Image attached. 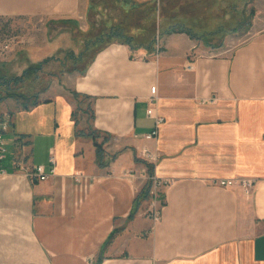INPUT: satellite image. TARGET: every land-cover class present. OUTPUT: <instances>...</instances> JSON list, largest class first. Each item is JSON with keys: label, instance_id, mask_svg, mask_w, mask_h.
Wrapping results in <instances>:
<instances>
[{"label": "crops", "instance_id": "1", "mask_svg": "<svg viewBox=\"0 0 264 264\" xmlns=\"http://www.w3.org/2000/svg\"><path fill=\"white\" fill-rule=\"evenodd\" d=\"M241 1L0 0L41 22L0 55V88L23 94L0 100V264H264V0ZM51 150L44 180L12 169ZM149 174L168 179L157 220ZM238 177L250 193L211 182Z\"/></svg>", "mask_w": 264, "mask_h": 264}, {"label": "built area", "instance_id": "2", "mask_svg": "<svg viewBox=\"0 0 264 264\" xmlns=\"http://www.w3.org/2000/svg\"><path fill=\"white\" fill-rule=\"evenodd\" d=\"M11 47V40H7L3 43L2 48L8 49ZM187 68H191V65L188 64ZM157 99V86L155 84L150 87V95L148 97L149 105L146 109L147 115L154 119V127L152 130L142 133V137L146 140L153 139L158 132V125L162 121V116L156 112L155 102ZM9 124V114L5 113L0 119V161L3 159L6 153V143L4 138V132L7 129ZM139 154L146 160L154 161L158 154L150 149L147 146H142L139 150ZM49 166L46 168L44 164H27L22 152H18L14 155L12 160V169L21 173L22 175L29 178L31 181H39L48 178L50 175L54 174V166H55V156L53 151H50L49 154ZM6 167L0 164V174L6 173ZM148 184V195L150 198L149 205V215L154 220L160 218L161 206L164 203L163 196L161 194V187H163L168 179H164L158 177L153 174L147 175ZM212 183H216L222 186H230L235 183L239 184L243 191L248 194L252 191L254 180L248 177H238V178H217L212 179Z\"/></svg>", "mask_w": 264, "mask_h": 264}, {"label": "rangeland", "instance_id": "3", "mask_svg": "<svg viewBox=\"0 0 264 264\" xmlns=\"http://www.w3.org/2000/svg\"><path fill=\"white\" fill-rule=\"evenodd\" d=\"M243 1L244 0H242L241 2H243ZM189 2L190 1H188V3ZM253 16H254V12L252 13V17ZM94 18L97 21L99 19H101L100 16L99 17L96 16ZM220 20L219 19L216 20L215 25H216V23H219L220 27H221L222 22H219ZM77 21L79 22V24L81 23V25L79 26V29H81V31H83L84 17L81 16V18H79ZM36 24H41L40 19H35V18L29 19V18H22V17L0 15V52H2L0 55H3L5 58H7V56L9 55V52L16 51V50L18 51L21 40H23V36L24 35L30 36L31 35L30 33L32 31H34V27L38 26ZM219 24H218V26H219ZM76 33H77V36L80 37L79 33L78 32H76ZM7 40H11V45H12L11 47H13V49L12 48H9V49H3L2 48L3 43ZM77 52H78V47H75V53L73 52L74 55H76ZM64 53H65V51L61 52L59 55L54 56L52 59H50L46 63L45 69H46L47 73H51V71L57 72V71H59V68L61 70L65 67H68L69 64H71L70 59L72 58V55L64 56ZM57 57H59V58H57ZM62 57L65 59L64 65L59 63V60H58V59H61ZM68 59H69V61H68ZM19 65H20L19 58H17L16 60L13 59L11 67L15 68L17 71H19L20 70ZM43 75L44 76L42 78V81H45L47 79V77H46L47 75L46 74H43ZM1 80L2 79L0 78V85H1ZM11 90H12V91H10L11 95H7V96H11L14 99H20L21 98L20 95L21 96L23 95V94H21V91L19 90V88H17V86H14V85L11 86ZM3 95H4V92L0 88V100L7 97V96L3 97Z\"/></svg>", "mask_w": 264, "mask_h": 264}, {"label": "trees", "instance_id": "4", "mask_svg": "<svg viewBox=\"0 0 264 264\" xmlns=\"http://www.w3.org/2000/svg\"><path fill=\"white\" fill-rule=\"evenodd\" d=\"M11 95L10 92L5 91L3 96ZM147 193V189L144 190V195Z\"/></svg>", "mask_w": 264, "mask_h": 264}]
</instances>
